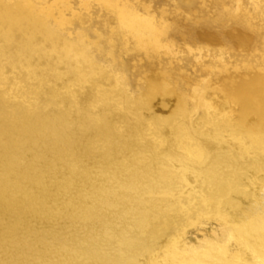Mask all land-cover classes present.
Segmentation results:
<instances>
[{"label": "rangeland", "instance_id": "obj_1", "mask_svg": "<svg viewBox=\"0 0 264 264\" xmlns=\"http://www.w3.org/2000/svg\"><path fill=\"white\" fill-rule=\"evenodd\" d=\"M0 88L2 158L46 148L49 127L15 133L5 111L24 115V103L48 101L49 90L61 108L116 107L156 154L174 155L170 166L155 162L175 190L129 197L137 215L118 232L141 247L126 263L264 264L251 251L252 243L264 251V0H0ZM84 212L91 224L103 217L100 206ZM54 220L39 225L65 222ZM75 223L65 227L79 235L65 239L81 262L80 249L105 230Z\"/></svg>", "mask_w": 264, "mask_h": 264}, {"label": "bare ground", "instance_id": "obj_2", "mask_svg": "<svg viewBox=\"0 0 264 264\" xmlns=\"http://www.w3.org/2000/svg\"><path fill=\"white\" fill-rule=\"evenodd\" d=\"M47 95L52 100L51 90ZM49 99L25 102L24 118L12 105L5 111L16 121L15 133L32 138L38 131L27 126L39 122L51 130L46 137L43 136L45 132L42 134L40 145L46 146L42 151H35L42 149L38 146L32 154L20 152L9 159L0 154V264H83L85 261L86 264H134L125 260L135 254V247H141L140 239L134 234L127 236L128 230L118 232L122 223L133 224L127 222L130 214L137 215V205L129 197L139 198L146 189L153 191L161 186L175 190L172 184L177 186V181L164 182L165 169L161 170L163 173L158 171L155 162L158 159L159 164L170 166L175 160L174 155L171 154L173 159H167L162 157L164 152L156 154L153 143L142 136V126L132 116L108 103L89 100L90 104L78 109L68 102L69 107L61 108ZM177 162L179 160L175 165ZM175 179L172 177L171 180ZM227 185L216 182V187L222 191ZM240 193L246 198L245 192ZM233 200L234 197L229 201ZM91 205L100 206L103 215L94 217L92 224L83 215ZM122 209L124 214L120 212ZM45 219L47 224L50 219H56L53 225L61 219V223L65 222L55 228L43 224L40 227ZM73 220L89 229L95 226L105 230L104 237L95 246L80 249L87 255L81 262L76 261L79 253L66 245L68 236L76 237L80 232L72 230V234L66 230L65 226L71 227ZM116 237L122 244L116 242ZM251 251L259 252L264 258V251L255 243H252Z\"/></svg>", "mask_w": 264, "mask_h": 264}]
</instances>
